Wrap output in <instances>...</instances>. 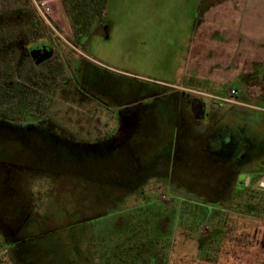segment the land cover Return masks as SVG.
I'll list each match as a JSON object with an SVG mask.
<instances>
[{"label": "rangeland", "instance_id": "obj_1", "mask_svg": "<svg viewBox=\"0 0 264 264\" xmlns=\"http://www.w3.org/2000/svg\"><path fill=\"white\" fill-rule=\"evenodd\" d=\"M218 1L108 0L104 20L95 25L86 45L74 43L89 67L86 81L91 88L114 101L115 94L127 90L135 96L136 89L145 98L131 110L145 114L139 132L144 152L139 157L149 174H135L140 163L131 157L122 160L102 146L86 144V139L101 136L73 134L75 140L81 139L77 144L53 122L0 115V226L7 236L13 231L14 239L7 249L0 248V255L8 253L3 264H264V179L250 181L248 189L231 195L236 186L232 180L211 176L225 166L223 161L202 164L193 159L195 171L187 179L209 196L228 199L226 210L212 214L203 205L180 201L185 194L178 190L170 198L171 190L163 184L169 158L161 153L167 139L177 140L187 131L180 135L172 126L174 91L188 83L194 27H200V33L205 29L208 7ZM32 15L41 33L62 40L74 36L61 0H0V72L13 85L16 80L25 82L35 70L40 72L26 59L22 67L15 63L19 33L33 32L23 18ZM221 44L198 47L194 81L210 94L209 101H221L236 90L238 73L250 76L258 62L255 52L238 56ZM223 57L230 58L229 66L221 62ZM208 59L213 63L202 65ZM216 62L222 64L215 66ZM263 64L258 66L261 72ZM221 69L223 78L216 76ZM208 70L215 71L210 75L214 79L203 77ZM62 98L55 95L47 114L59 125L94 134L113 127L69 122ZM76 98L68 96L69 101ZM135 118L129 120L133 123ZM202 170L206 176L201 177ZM156 198L163 203L157 204ZM26 214L23 227L13 230ZM35 219L41 224L36 226Z\"/></svg>", "mask_w": 264, "mask_h": 264}, {"label": "flooded vegetation", "instance_id": "obj_2", "mask_svg": "<svg viewBox=\"0 0 264 264\" xmlns=\"http://www.w3.org/2000/svg\"><path fill=\"white\" fill-rule=\"evenodd\" d=\"M35 18H37L35 15L23 18L26 25L32 26L29 30L32 29L33 32L19 33L17 43L14 42L19 52L15 58V63L22 67L26 59L35 68H39L40 72L35 70L34 73L32 72V76L26 77L25 82L16 80L15 85L19 88L22 86L23 89H29L31 102L48 105V108L40 114L32 111L17 119L26 120L27 122H53L61 131L69 134L77 144L81 139L75 140L73 134L101 136L86 139V144L102 146L109 152L117 153L122 160L131 157L137 163H140L141 158L139 156L144 152V146H142L141 133L139 134V132L142 130L141 125L145 114L131 110L132 104L145 99L139 97L141 95L139 94L140 91L136 89L135 96H132L129 90L123 94H115L114 101L111 96L102 95L95 88H91L86 81L89 67L84 62V55L76 49L78 47L74 44L84 47L89 38L85 39L74 35L73 38H69L72 40L71 42L69 39L62 40L48 33H40L38 32V25L34 26L31 23L36 20ZM9 47H13L12 44ZM259 65L261 63H253L249 72L250 76H246L244 72L236 76L239 85H236L235 93H226L227 96L223 97L221 101H209L208 96L210 94L199 89L200 84L194 81L196 79L195 75L191 76L186 73L188 75L185 79L188 81L186 86L182 85L180 89H175V97H173L174 101L172 103L174 109V124L172 126H174L175 131L178 129L180 135H182L184 129H187V131L184 137L178 135L177 140L167 139L168 145L166 144L167 147L161 153L169 158V167L163 173L167 175V179L163 184L168 187V190H171L170 198L174 197L172 196L173 191L178 190L185 194L180 201L203 205V207L210 210L211 214L213 211L223 208L226 210L228 199L222 200L213 195L209 196L187 179L188 174L195 171L191 163L193 159L201 160L202 164L210 160L217 163L223 161L225 168L220 166L216 172L211 173V176L220 175L225 179L232 180L236 186L231 195L248 189L250 181L264 179V72L260 71ZM262 67H264V64ZM54 71H56V74ZM22 74L19 73L25 79ZM0 76L2 88L11 85L9 83L10 77L6 76V73L0 72ZM252 76L256 78L253 82L250 81ZM204 78L210 80L209 77ZM254 87H257L258 90H254ZM222 93L225 92L222 91ZM57 94H60L64 99L66 104L64 117L69 122L74 121L77 124L93 125L94 123L103 122L106 125L112 124L115 127H112L108 132L99 131L94 134V131L76 132L73 129L59 125L57 119L47 115ZM69 95L77 97L75 101L70 100L71 104L68 100ZM13 100L18 103L21 99L19 95H16ZM0 115L3 118L13 119L4 117L2 112H0ZM130 116L140 117V119L136 122L135 118L132 123L129 120ZM128 137L138 139L129 141L127 140ZM84 142L83 140L82 143ZM178 165H183L185 168L180 169ZM190 168L192 170H189ZM178 170H181V172ZM147 171L140 163L133 172L135 174H149ZM205 173L206 170H202L201 177L206 176ZM177 176H181L183 180H179ZM133 187L126 191L127 194L131 193ZM138 191L139 193L144 192L143 190ZM193 196L201 197V202L191 200L190 197ZM117 199L124 200L126 195L120 198L117 197L116 201ZM146 201L151 204L154 203L152 200ZM154 201L157 204L163 203L158 198ZM27 216L28 214L24 215L22 222L16 224L13 230L17 229L18 226L23 227ZM39 221L35 219L36 226L41 224ZM1 227L3 226H0V248L7 249L13 243L14 239L11 235L13 231L8 233V239L6 232H3ZM75 247L78 248L77 245ZM6 255L8 253L4 256Z\"/></svg>", "mask_w": 264, "mask_h": 264}, {"label": "crops", "instance_id": "obj_3", "mask_svg": "<svg viewBox=\"0 0 264 264\" xmlns=\"http://www.w3.org/2000/svg\"><path fill=\"white\" fill-rule=\"evenodd\" d=\"M208 8L206 14L208 18L206 17V22L203 24L206 25L205 29L200 33V27H194L196 32L193 33L192 41H190L192 43V60H189L187 65V74L195 75L197 78L198 47L204 49L206 46H210L211 43H222V49L228 50V52L236 51L239 53L238 56H248V54L255 52L258 54L257 61L261 60L260 63H263L264 0H220ZM227 58L230 59L229 57H223L221 62H225L229 66ZM221 62H216L215 66L222 64ZM212 63L213 61L208 59L202 65L206 64L208 66ZM220 71H223V69ZM214 72L208 70L205 74L211 79L210 75ZM221 73L216 76L220 78L226 76L224 71ZM205 74L203 73V77H205Z\"/></svg>", "mask_w": 264, "mask_h": 264}, {"label": "trees", "instance_id": "obj_4", "mask_svg": "<svg viewBox=\"0 0 264 264\" xmlns=\"http://www.w3.org/2000/svg\"><path fill=\"white\" fill-rule=\"evenodd\" d=\"M61 1L65 12L71 17L74 35L80 38L84 37L85 39L90 38L95 25L100 24L102 20H104L105 7L108 0ZM31 23L34 26L38 25L37 20H33ZM38 28L41 29L40 26H38ZM39 32L41 33L40 30ZM54 72L56 74V71ZM1 83L2 82L0 81V108L4 117L17 119L18 117H22L32 111H36V113L40 114L45 112L48 108V105L31 102L29 89H23L22 86L19 88L15 84H11L8 85V87L6 86L5 88H2ZM16 95H19L21 99L18 103L14 102L13 100ZM4 261H6L5 256L0 255V264H3Z\"/></svg>", "mask_w": 264, "mask_h": 264}, {"label": "built area", "instance_id": "obj_5", "mask_svg": "<svg viewBox=\"0 0 264 264\" xmlns=\"http://www.w3.org/2000/svg\"><path fill=\"white\" fill-rule=\"evenodd\" d=\"M42 5L44 6L45 5V1H41ZM232 93H235V91L233 90Z\"/></svg>", "mask_w": 264, "mask_h": 264}, {"label": "water", "instance_id": "obj_6", "mask_svg": "<svg viewBox=\"0 0 264 264\" xmlns=\"http://www.w3.org/2000/svg\"><path fill=\"white\" fill-rule=\"evenodd\" d=\"M262 185L264 186V182L262 183Z\"/></svg>", "mask_w": 264, "mask_h": 264}]
</instances>
